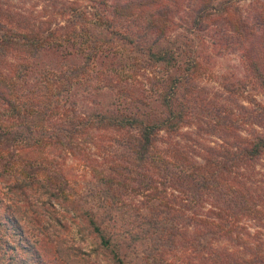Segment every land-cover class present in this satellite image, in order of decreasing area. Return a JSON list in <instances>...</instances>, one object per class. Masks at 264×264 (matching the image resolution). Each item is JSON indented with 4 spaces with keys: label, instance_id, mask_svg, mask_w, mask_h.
Returning <instances> with one entry per match:
<instances>
[{
    "label": "trees",
    "instance_id": "1",
    "mask_svg": "<svg viewBox=\"0 0 264 264\" xmlns=\"http://www.w3.org/2000/svg\"><path fill=\"white\" fill-rule=\"evenodd\" d=\"M31 1L0 0L9 189L27 202L38 187L65 196L49 154L86 159L82 147L95 142L104 166L81 215L113 264H264V101L237 99L246 84L264 96V0ZM230 53L243 79L209 91L202 76ZM59 58L79 61L50 65ZM105 93L107 107H87ZM139 194L147 213L138 207L116 231L102 226L114 204ZM3 243L0 264H15L5 253L19 248Z\"/></svg>",
    "mask_w": 264,
    "mask_h": 264
},
{
    "label": "rangeland",
    "instance_id": "2",
    "mask_svg": "<svg viewBox=\"0 0 264 264\" xmlns=\"http://www.w3.org/2000/svg\"><path fill=\"white\" fill-rule=\"evenodd\" d=\"M34 2H38V0L31 1V3ZM40 5L39 1V5L35 9L40 11ZM55 61L56 63H50L49 60L45 62L60 67L63 66V62L70 65L79 60L69 59L62 62L59 58ZM243 76L244 69L237 54H223L214 57L208 72L202 76L201 83L212 92L221 90V82L225 78L238 80L243 79ZM245 96L264 101L262 92L251 84H246L237 99L242 102ZM93 97L86 102L90 110L97 107L91 103L92 100L99 101L107 107L114 98L112 93L93 94ZM208 139L213 141L216 140V137L208 136ZM82 148L87 156L86 159H82L77 153L75 155L63 152L62 155L54 152L49 154V158L53 160L52 163L55 167L63 170L64 176L68 180V185L64 188L65 196L58 190L55 191L56 196H52L46 188L38 187L35 191H28L27 200L29 202H27L23 196L19 195V197L17 193L15 194L9 189L8 184L13 185L9 176L0 178V244L5 248L3 241L7 240L19 248L17 251L7 249L5 253V257L8 254L15 257V261H17L15 264L114 263L108 251L102 249L98 237L88 231L84 215H81L83 209L85 211L91 206V203L93 204L90 201L91 197L86 196L91 190H97L96 181L100 174L97 171H100L104 166V159L95 142H88ZM143 198L142 194H139L123 199V203L120 201V203L114 204L110 211L111 219L102 222V226L108 229L112 228V231L118 230L122 224L128 226V223L134 220L132 215L138 207H140V213H147V209L141 205ZM81 207L84 208L81 209ZM92 209H97V207L93 206ZM23 211L26 215H23ZM9 217L18 219L19 230H12L16 227L9 224L7 220ZM29 243L36 244L40 261L36 258V254L28 253L27 249L31 246L28 245ZM137 245L138 248L143 249L150 245V241L146 238L137 242ZM176 249L179 250L178 247ZM58 250H60L61 256ZM6 261H8L7 258H5Z\"/></svg>",
    "mask_w": 264,
    "mask_h": 264
}]
</instances>
